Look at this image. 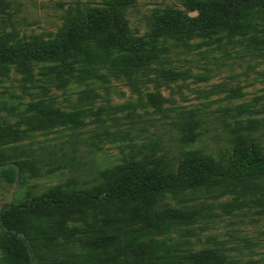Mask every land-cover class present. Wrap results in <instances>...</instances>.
<instances>
[{
	"label": "rangeland",
	"instance_id": "1",
	"mask_svg": "<svg viewBox=\"0 0 264 264\" xmlns=\"http://www.w3.org/2000/svg\"><path fill=\"white\" fill-rule=\"evenodd\" d=\"M105 2L0 0V45L48 40L67 18ZM163 9L184 7L180 0H134L123 14L128 35H147L152 15ZM257 31L194 34L187 48L164 43L170 52L161 55L162 63L143 71L98 69L88 75L74 65L75 72L67 74L56 61L9 62L7 74L0 75V132L15 129L28 138L0 147V161L16 166L31 152L44 159L50 151L62 167L50 175L19 176L18 182V173L8 182L0 167V209L11 198L20 204L56 187L89 189L103 181L105 172L130 161L176 165L186 152L225 159L234 141L246 135L264 146V128L252 133L247 128L264 116V29ZM239 106L247 112L237 115ZM69 112L78 114L79 124L49 122L53 113ZM185 120L188 136L177 127ZM162 201L175 207L207 205L216 216L142 239L149 244L142 248L125 242L135 215L125 201L104 200L79 213L53 210L37 217L51 236L36 249L37 261L193 264L209 251L213 264H264V178L214 190L199 187L181 198L165 195ZM92 238L106 242V256L98 262L86 258ZM159 244L180 251L166 257ZM2 257L0 248V264Z\"/></svg>",
	"mask_w": 264,
	"mask_h": 264
},
{
	"label": "trees",
	"instance_id": "2",
	"mask_svg": "<svg viewBox=\"0 0 264 264\" xmlns=\"http://www.w3.org/2000/svg\"><path fill=\"white\" fill-rule=\"evenodd\" d=\"M180 1L183 10L155 11L148 34L133 38L128 35L123 14L134 0H106L103 7L87 9L67 18L63 28L48 40L0 45V75L7 74L9 62L56 61L62 64L63 72L67 74L75 72L74 65L81 66V71L88 75H94L98 69L143 71L154 63H162L161 55L170 52L164 43H170L174 48H187V41L194 34L222 31L231 36H245L258 32L259 28L264 29V0ZM246 112L244 107L236 108L237 115ZM55 121L80 123L75 112L53 113L49 122ZM187 123L185 120L177 124L184 136H188ZM247 128L251 133L264 128V116L248 123ZM27 138L24 131H2L0 147L18 144ZM55 154L49 151L43 159L31 152L16 166L0 161L2 176L13 182L17 173L21 178L36 176L42 171L50 175L62 167ZM54 162L57 166H51ZM44 167L46 169H42ZM258 178H264V146L250 135L236 139L225 159L186 152L176 165L160 162L147 167L130 161L105 172L103 181L89 189L62 190L56 187L24 203L3 205L0 209L1 261L2 264H39L36 249L51 240L49 231L37 219L43 213L53 210L79 213L104 200L125 201L135 208L125 242L129 247L143 248L149 244L141 242L142 239L216 216L207 205L171 206L162 201L165 195L181 198L191 189L214 190L243 181L255 182ZM105 246L103 239H90L86 243L87 260L101 261L106 256ZM158 247L163 248L166 257L180 251L179 247L164 244ZM214 260L213 253L204 251L193 264H213ZM59 264H85V261L72 259ZM218 264L226 263L221 261Z\"/></svg>",
	"mask_w": 264,
	"mask_h": 264
},
{
	"label": "water",
	"instance_id": "3",
	"mask_svg": "<svg viewBox=\"0 0 264 264\" xmlns=\"http://www.w3.org/2000/svg\"><path fill=\"white\" fill-rule=\"evenodd\" d=\"M19 173H18V176H17V182L19 181ZM12 202V198L10 199V201H9V203H11Z\"/></svg>",
	"mask_w": 264,
	"mask_h": 264
}]
</instances>
